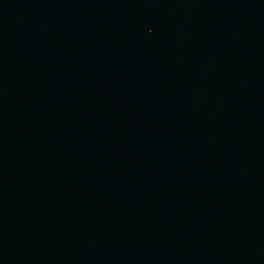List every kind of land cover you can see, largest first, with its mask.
Returning a JSON list of instances; mask_svg holds the SVG:
<instances>
[{
  "label": "water",
  "instance_id": "1",
  "mask_svg": "<svg viewBox=\"0 0 264 264\" xmlns=\"http://www.w3.org/2000/svg\"><path fill=\"white\" fill-rule=\"evenodd\" d=\"M72 0H0V48Z\"/></svg>",
  "mask_w": 264,
  "mask_h": 264
}]
</instances>
